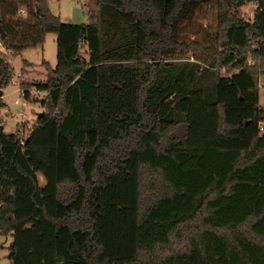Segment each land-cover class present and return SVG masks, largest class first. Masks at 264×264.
I'll list each match as a JSON object with an SVG mask.
<instances>
[{"label":"trees","instance_id":"trees-1","mask_svg":"<svg viewBox=\"0 0 264 264\" xmlns=\"http://www.w3.org/2000/svg\"><path fill=\"white\" fill-rule=\"evenodd\" d=\"M193 1L172 0L162 22L154 0H95L72 23L46 0H0V90L6 52L55 42L44 77L18 81L41 116L22 144L21 130L0 139L6 264H264V0H205L214 26L185 40ZM44 148L39 193L28 163Z\"/></svg>","mask_w":264,"mask_h":264},{"label":"rangeland","instance_id":"rangeland-1","mask_svg":"<svg viewBox=\"0 0 264 264\" xmlns=\"http://www.w3.org/2000/svg\"><path fill=\"white\" fill-rule=\"evenodd\" d=\"M50 11L58 15L59 19L63 22L81 23L86 21V11H95V0H46ZM155 4L160 10V18L164 21V16L172 4V0H154ZM253 3L248 2L239 7V13L243 18H249L253 10ZM17 9L22 12H16L22 17L29 16L31 7L30 3L25 1L20 3ZM30 9V10H29ZM27 16V17H28ZM181 22L185 25L179 28V33L185 40H192L193 37L199 38L204 35L206 30L214 26L213 9L207 5L205 0L193 1L185 5L181 12ZM30 18V17H29ZM30 20V19H29ZM84 53V46L81 47ZM190 57V53H186ZM7 60L10 63L11 74L9 82L2 87L0 95L4 106L0 107V132L2 134L1 140H7L11 132L19 131L25 135L28 127L36 122L37 112L42 111V106L38 101L27 100L20 94L18 81L21 79L31 80L36 78H43L45 69L41 65V60H46L53 66L55 62V42L54 33L48 31L45 33L43 40L40 44L26 47L18 52H6ZM23 60L31 64L23 66ZM23 66L22 75L18 76L20 68ZM29 93L36 92V97H41L42 92L34 89H29ZM33 97V96H32ZM14 99H18L21 103H15ZM257 105L264 108V74L258 78L257 89ZM21 110L23 114H21ZM23 116V117H22ZM24 118V122H20V118ZM261 124V122L259 123ZM29 168L32 169L34 177L37 182L39 193L45 189V182L47 178L53 176V152L50 148L41 150V158L38 161H31ZM40 224V219L35 220ZM10 237L0 236V262L9 263V259L5 256L7 249L5 248Z\"/></svg>","mask_w":264,"mask_h":264},{"label":"built area","instance_id":"built-area-1","mask_svg":"<svg viewBox=\"0 0 264 264\" xmlns=\"http://www.w3.org/2000/svg\"><path fill=\"white\" fill-rule=\"evenodd\" d=\"M17 11H18V12H22L21 9H17ZM20 94H21V96H22V91H21V90H20ZM35 95H36V93L34 92V93H33V96H35ZM14 102H15V103H21V101L18 100V99H14ZM21 114H23L22 110H21ZM22 117H23V116H22ZM22 117L20 118V122H21V123L24 122V118H22ZM262 124H263V122H261V124H259V125L261 126ZM23 136H24V135H23V132L20 131V132H19V143H20V144H22V137H23Z\"/></svg>","mask_w":264,"mask_h":264},{"label":"water","instance_id":"water-1","mask_svg":"<svg viewBox=\"0 0 264 264\" xmlns=\"http://www.w3.org/2000/svg\"><path fill=\"white\" fill-rule=\"evenodd\" d=\"M0 35L3 36V32H2V30H1V27H0ZM1 60H2V58L0 57V61H1ZM0 93H1V90H0ZM41 114H42V112L39 111L38 114H37V116H41Z\"/></svg>","mask_w":264,"mask_h":264},{"label":"crops","instance_id":"crops-1","mask_svg":"<svg viewBox=\"0 0 264 264\" xmlns=\"http://www.w3.org/2000/svg\"><path fill=\"white\" fill-rule=\"evenodd\" d=\"M0 264H4V263H1V262H0ZM5 264H6V263H5Z\"/></svg>","mask_w":264,"mask_h":264}]
</instances>
